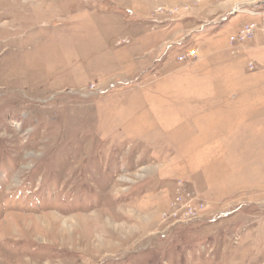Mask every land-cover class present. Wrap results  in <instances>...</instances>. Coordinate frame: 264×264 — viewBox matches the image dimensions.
I'll return each instance as SVG.
<instances>
[{"label": "rangeland", "instance_id": "1", "mask_svg": "<svg viewBox=\"0 0 264 264\" xmlns=\"http://www.w3.org/2000/svg\"><path fill=\"white\" fill-rule=\"evenodd\" d=\"M0 264H264V0H0Z\"/></svg>", "mask_w": 264, "mask_h": 264}, {"label": "built area", "instance_id": "2", "mask_svg": "<svg viewBox=\"0 0 264 264\" xmlns=\"http://www.w3.org/2000/svg\"><path fill=\"white\" fill-rule=\"evenodd\" d=\"M251 31H252L251 27L244 29L243 31H241L240 37L244 39L245 37L251 34Z\"/></svg>", "mask_w": 264, "mask_h": 264}]
</instances>
